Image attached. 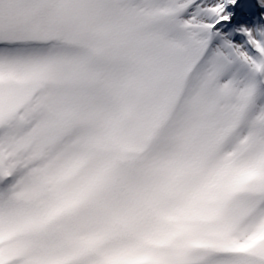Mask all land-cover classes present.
<instances>
[{"label":"snow or ice","instance_id":"obj_1","mask_svg":"<svg viewBox=\"0 0 264 264\" xmlns=\"http://www.w3.org/2000/svg\"><path fill=\"white\" fill-rule=\"evenodd\" d=\"M0 264H264V0H0Z\"/></svg>","mask_w":264,"mask_h":264}]
</instances>
